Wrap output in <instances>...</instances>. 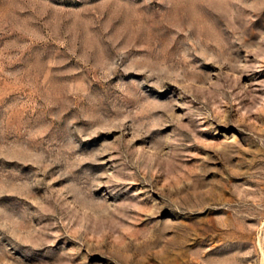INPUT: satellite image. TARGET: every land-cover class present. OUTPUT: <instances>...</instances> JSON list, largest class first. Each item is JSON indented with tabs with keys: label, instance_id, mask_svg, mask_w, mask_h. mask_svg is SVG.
Returning <instances> with one entry per match:
<instances>
[{
	"label": "rangeland",
	"instance_id": "obj_1",
	"mask_svg": "<svg viewBox=\"0 0 264 264\" xmlns=\"http://www.w3.org/2000/svg\"><path fill=\"white\" fill-rule=\"evenodd\" d=\"M0 264H264V0H0Z\"/></svg>",
	"mask_w": 264,
	"mask_h": 264
}]
</instances>
